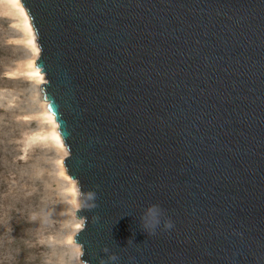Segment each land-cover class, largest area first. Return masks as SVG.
<instances>
[{"label": "water", "instance_id": "95a60500", "mask_svg": "<svg viewBox=\"0 0 264 264\" xmlns=\"http://www.w3.org/2000/svg\"><path fill=\"white\" fill-rule=\"evenodd\" d=\"M21 1L82 260L264 264V0Z\"/></svg>", "mask_w": 264, "mask_h": 264}, {"label": "rangeland", "instance_id": "374dc122", "mask_svg": "<svg viewBox=\"0 0 264 264\" xmlns=\"http://www.w3.org/2000/svg\"><path fill=\"white\" fill-rule=\"evenodd\" d=\"M32 37L21 8L0 0V264H86L70 238L83 227L81 192L31 74Z\"/></svg>", "mask_w": 264, "mask_h": 264}, {"label": "bare ground", "instance_id": "6f19581e", "mask_svg": "<svg viewBox=\"0 0 264 264\" xmlns=\"http://www.w3.org/2000/svg\"><path fill=\"white\" fill-rule=\"evenodd\" d=\"M13 2H14V4H16V5H18L20 8H21V10H22V12H23V14H24V16H25V18H26V23H27V27H28V29H29V32H30V34L32 33L33 34V37L32 38H35V36H36V31H35V28H34V25H33V23H32V20H31V17H30V15H29V13L27 12V10H26V8L24 7V5H23V3H22V1L21 0H12ZM37 53L39 54V49H37ZM31 65H33V68L31 69V74H34V75H36V76H38L39 77V80H40V84H43V83H45L46 81H45V77H44V73L42 72V69L40 68V67H37L36 65V62L35 61H33L32 63H31ZM44 93V92H43ZM44 101V108H45V113H46V116H47V118H48V120H50L51 121V123H52V127L53 128H51L52 129V134H53V136L58 140L57 142H59L58 144H60V146H61V148L64 150V151H66L67 152V149H66V144H65V141H64V139H63V137H62V134H61V132L59 131V122L57 121V119H56V117H55V115H54V113L48 108V100H43ZM63 166V170H62V172L64 173V174H66V177H68L69 178V175L67 174V172H66V170H65V167H64V165H62ZM71 176V175H70ZM72 178V177H71ZM73 179V178H72ZM75 180V179H74ZM71 181H73V180H71ZM74 182V181H73ZM75 183V182H74ZM72 240L73 239H75L74 238V236L73 237H70ZM79 244V243H78ZM79 245H81V244H79ZM82 246V245H81Z\"/></svg>", "mask_w": 264, "mask_h": 264}, {"label": "clouds", "instance_id": "9594fccd", "mask_svg": "<svg viewBox=\"0 0 264 264\" xmlns=\"http://www.w3.org/2000/svg\"><path fill=\"white\" fill-rule=\"evenodd\" d=\"M90 199L94 200L95 199V194H93ZM93 207L96 205L93 204ZM146 217L148 219L147 227H150L152 229V233L154 234L155 229L161 224V211L158 206L153 205L151 206L146 213ZM173 227V224L170 220H165L164 221V228L165 229H171ZM107 251V249H105ZM110 261H116L118 258L115 255H112L108 258ZM101 264H108L107 261L102 260Z\"/></svg>", "mask_w": 264, "mask_h": 264}]
</instances>
